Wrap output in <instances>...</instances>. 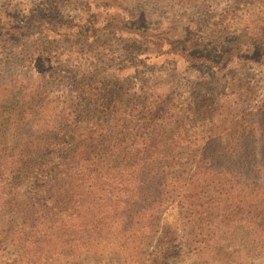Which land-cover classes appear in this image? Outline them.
I'll list each match as a JSON object with an SVG mask.
<instances>
[{"label": "rangeland", "instance_id": "374dc122", "mask_svg": "<svg viewBox=\"0 0 264 264\" xmlns=\"http://www.w3.org/2000/svg\"><path fill=\"white\" fill-rule=\"evenodd\" d=\"M79 22L94 25L91 38L70 37ZM2 48L0 82L13 84L11 97L54 101L88 76L113 97L151 88L186 110L206 96L212 110L191 115L199 131L264 130V0H0ZM236 145L241 156L221 158L226 141H216L207 179L175 192L151 235L128 240L120 256L101 251L127 241L108 223L47 242L32 215L15 210L18 200L0 206V264H157L164 244L166 264H264V152H255L257 135ZM185 153L179 173L188 176L196 160ZM89 241L90 257L80 248Z\"/></svg>", "mask_w": 264, "mask_h": 264}, {"label": "trees", "instance_id": "16d2710c", "mask_svg": "<svg viewBox=\"0 0 264 264\" xmlns=\"http://www.w3.org/2000/svg\"><path fill=\"white\" fill-rule=\"evenodd\" d=\"M76 24L70 33L75 39H89L96 30L91 22ZM27 25L20 22L17 31ZM4 51L0 62L7 59ZM90 80L84 76L76 90L54 101L11 97L13 84L0 82V206L11 208L18 200L15 210L32 215L28 222L41 225L36 232L42 230L44 241L80 237L91 229L99 234L108 223L127 241L101 251L120 256L128 252V240L144 232L151 235L175 192L182 195L192 190L191 180L207 179L211 159L219 156L209 158L216 141H226L221 158L241 156L236 143L256 135L263 147L255 145V152H264L262 129L249 134L246 129L225 133L218 127L194 128L191 115L212 110L206 96L186 110L169 98L153 97L151 88L140 97H113ZM256 122L262 126L263 119ZM188 149L196 168L187 176L179 170ZM90 244L80 247L89 257ZM165 245L155 255L157 264H166Z\"/></svg>", "mask_w": 264, "mask_h": 264}]
</instances>
